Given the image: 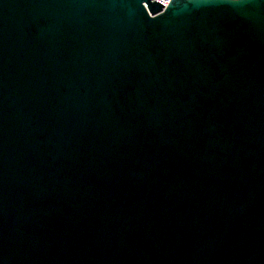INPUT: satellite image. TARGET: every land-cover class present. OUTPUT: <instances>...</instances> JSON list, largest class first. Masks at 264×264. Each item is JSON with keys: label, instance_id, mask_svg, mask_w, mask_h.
Instances as JSON below:
<instances>
[{"label": "water", "instance_id": "1", "mask_svg": "<svg viewBox=\"0 0 264 264\" xmlns=\"http://www.w3.org/2000/svg\"><path fill=\"white\" fill-rule=\"evenodd\" d=\"M0 264H264V0H0Z\"/></svg>", "mask_w": 264, "mask_h": 264}, {"label": "built area", "instance_id": "2", "mask_svg": "<svg viewBox=\"0 0 264 264\" xmlns=\"http://www.w3.org/2000/svg\"><path fill=\"white\" fill-rule=\"evenodd\" d=\"M159 2L163 3L164 5H167L170 0H158Z\"/></svg>", "mask_w": 264, "mask_h": 264}]
</instances>
